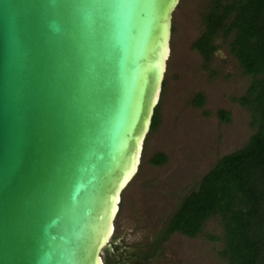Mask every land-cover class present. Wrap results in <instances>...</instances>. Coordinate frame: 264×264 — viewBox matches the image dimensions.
<instances>
[{
	"label": "water",
	"instance_id": "obj_1",
	"mask_svg": "<svg viewBox=\"0 0 264 264\" xmlns=\"http://www.w3.org/2000/svg\"><path fill=\"white\" fill-rule=\"evenodd\" d=\"M178 0H0V264H104Z\"/></svg>",
	"mask_w": 264,
	"mask_h": 264
},
{
	"label": "rangeland",
	"instance_id": "obj_2",
	"mask_svg": "<svg viewBox=\"0 0 264 264\" xmlns=\"http://www.w3.org/2000/svg\"><path fill=\"white\" fill-rule=\"evenodd\" d=\"M208 1L178 0L172 12L157 124L147 133L137 171L121 192L112 244L102 254L108 264L148 250L167 217L216 159L242 147L255 131L249 112L236 100L251 77L241 72L229 51L232 33L213 38L216 48L208 62L190 46L204 29ZM196 93L203 96L199 107L191 104ZM220 109L229 113L227 122L217 118ZM156 152L166 159L151 165ZM222 232L219 216L212 215L196 236L172 232L138 264H226L219 254Z\"/></svg>",
	"mask_w": 264,
	"mask_h": 264
},
{
	"label": "trees",
	"instance_id": "obj_3",
	"mask_svg": "<svg viewBox=\"0 0 264 264\" xmlns=\"http://www.w3.org/2000/svg\"><path fill=\"white\" fill-rule=\"evenodd\" d=\"M202 20L204 29L190 46L208 62L216 48L213 38L232 33L229 51L241 72L251 77L236 100L249 112L250 125L255 126V131L242 147L216 159L200 177L196 188L167 217L148 250L132 253L124 260H117V264L144 261L158 251L159 243L172 232L196 236L212 215L219 216L221 221L223 247L219 254L226 264H264V0H209ZM202 102L200 93L191 100L197 107ZM215 114L223 122L229 120L225 110H217ZM156 124L157 106L148 132ZM165 159L163 153L156 152L149 163L159 165ZM103 261L108 264L107 260Z\"/></svg>",
	"mask_w": 264,
	"mask_h": 264
},
{
	"label": "flooded vegetation",
	"instance_id": "obj_4",
	"mask_svg": "<svg viewBox=\"0 0 264 264\" xmlns=\"http://www.w3.org/2000/svg\"><path fill=\"white\" fill-rule=\"evenodd\" d=\"M119 259H120V261H121V260H124L125 258H124V259H123V258H119Z\"/></svg>",
	"mask_w": 264,
	"mask_h": 264
}]
</instances>
